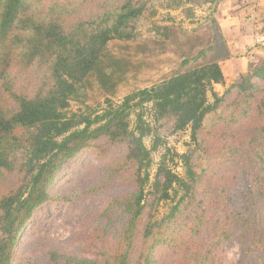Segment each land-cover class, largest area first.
I'll list each match as a JSON object with an SVG mask.
<instances>
[{
	"label": "trees",
	"instance_id": "obj_1",
	"mask_svg": "<svg viewBox=\"0 0 264 264\" xmlns=\"http://www.w3.org/2000/svg\"><path fill=\"white\" fill-rule=\"evenodd\" d=\"M155 2L0 0V264H19L16 248L35 214L51 201H70L51 194L61 175L93 156L101 189L119 181L128 187L98 214L93 231L100 241L114 237L115 247L97 261L51 252L46 264H159L161 248L196 228L192 221L211 226L213 241L189 246L178 264H219L216 251L235 240L242 264H264V61L219 96L214 87L226 78L211 44L187 54L161 83L116 103L118 87L139 67L130 46L144 57L164 53L173 40V28L148 17ZM114 45L123 51L112 54ZM95 92L105 97V108L87 105ZM72 102L85 109L71 112ZM229 105L261 116L253 134L246 130L245 149L235 150L236 158L259 166V177L211 225L206 212L199 215L209 159L201 134ZM188 129L194 148L180 156L182 177L168 165V149L157 164L154 155L169 136ZM161 206L168 213L155 220Z\"/></svg>",
	"mask_w": 264,
	"mask_h": 264
},
{
	"label": "rangeland",
	"instance_id": "obj_2",
	"mask_svg": "<svg viewBox=\"0 0 264 264\" xmlns=\"http://www.w3.org/2000/svg\"><path fill=\"white\" fill-rule=\"evenodd\" d=\"M148 17L159 26L173 28V40L166 44L164 53L148 52L144 57L136 55L135 45L130 46L128 53L139 67L134 68L118 87L113 98L116 103H121L134 90L151 88L161 83L181 68L187 54L195 55L211 44L214 48L212 56L219 58L226 78L224 86L214 87L219 96H223L232 85L240 82L243 76L264 61V51L261 50H264V0H156ZM122 51L120 46L114 45L111 53L119 54ZM95 101L100 103L99 109L105 108V97L99 92L91 93L87 105H93ZM209 101L213 102L211 94ZM84 109L85 106L80 103H71V112ZM260 122L261 116L253 109L235 112L234 106H227L225 115L201 134L205 140L202 143L203 150L209 159L204 166L207 175L201 188L203 192L200 200L204 203L199 215L206 212L211 225L216 216L234 208L236 196L245 186H253L259 177V166L241 157L236 158L235 150L245 149L243 145L249 137L246 130L253 134L254 127ZM167 143L166 149L154 155L155 163L168 149V165L184 177L180 156L194 148L191 130L169 136ZM146 144L150 147L151 140H146ZM77 160L79 158L74 161ZM99 169V160L95 156L92 163L82 161L77 166H68L51 194L70 197V201H51L35 214L16 248V263L46 264L51 252L97 261L106 248L115 247L114 237L100 241L94 239L93 231L98 214L113 199L124 195L128 187L119 181L107 190L101 189ZM155 169L156 166L153 173ZM168 210V206H161L155 220L166 216ZM192 222L196 228L188 225L181 231L182 238L174 246L170 244L161 248L157 257L159 264H178V255L194 243L198 245L197 248L211 246V226L203 227ZM216 253L219 255V264H242V246L238 240L223 245L221 251Z\"/></svg>",
	"mask_w": 264,
	"mask_h": 264
},
{
	"label": "water",
	"instance_id": "obj_3",
	"mask_svg": "<svg viewBox=\"0 0 264 264\" xmlns=\"http://www.w3.org/2000/svg\"><path fill=\"white\" fill-rule=\"evenodd\" d=\"M262 51H264L263 49H261Z\"/></svg>",
	"mask_w": 264,
	"mask_h": 264
}]
</instances>
